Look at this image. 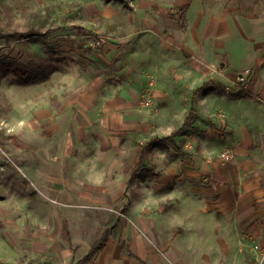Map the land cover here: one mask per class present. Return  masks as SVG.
<instances>
[{
    "label": "crops",
    "instance_id": "crops-1",
    "mask_svg": "<svg viewBox=\"0 0 264 264\" xmlns=\"http://www.w3.org/2000/svg\"><path fill=\"white\" fill-rule=\"evenodd\" d=\"M206 1L194 0L183 29L175 14H161L155 32L123 52L105 50L100 72L50 114L43 131L56 143L42 150L41 173L65 204L53 214L71 232L56 243L61 261L77 264L108 233L104 249L83 264H239L250 200L264 197V105L251 99L264 92V7L252 20ZM76 26L87 30L78 36L97 39ZM247 69L249 83L237 88ZM214 84L238 92L225 100L229 90ZM203 87L194 123L214 98L229 123L218 119L206 135L194 123L183 128ZM245 101L253 109L236 111ZM228 148L235 158L224 161Z\"/></svg>",
    "mask_w": 264,
    "mask_h": 264
},
{
    "label": "rangeland",
    "instance_id": "rangeland-1",
    "mask_svg": "<svg viewBox=\"0 0 264 264\" xmlns=\"http://www.w3.org/2000/svg\"><path fill=\"white\" fill-rule=\"evenodd\" d=\"M211 2L218 13L252 20L264 7V0ZM187 4L189 9L182 10ZM192 4L194 0H0V264H69L57 256L56 243L69 242L71 232L63 220L53 219L65 204L51 195L55 189L46 186L41 173L47 169L42 150L56 143V135L43 128L69 93L100 72L105 50H127L157 30L161 14H175L183 29ZM73 25L85 26L97 39L78 36L70 29ZM31 30L44 36H32ZM227 42L234 52L233 39ZM227 90L225 100L238 92ZM259 95L251 99L263 106L264 92ZM223 103L214 98L202 104L194 124L204 135L217 128L218 119L229 126ZM251 106L245 101L235 109ZM47 165L52 174L59 169L55 163ZM250 201L248 224L241 227L243 242H238L239 264H264V197Z\"/></svg>",
    "mask_w": 264,
    "mask_h": 264
},
{
    "label": "trees",
    "instance_id": "trees-1",
    "mask_svg": "<svg viewBox=\"0 0 264 264\" xmlns=\"http://www.w3.org/2000/svg\"><path fill=\"white\" fill-rule=\"evenodd\" d=\"M71 29L73 31H75L77 34H84V35L87 34L86 29L79 27V26H76V25L71 26ZM31 35L32 36H43V34H40L38 31H35V30H31ZM97 42H98V44H100L99 41H97ZM34 79H37V78H34ZM21 81L23 82V80H21ZM213 87H215L216 89H220L222 91H227V89L220 84H214ZM205 88L206 87H203V88L195 91L193 99H192L191 109H190L189 115L185 119V123H184L183 128H188L194 123V121L196 119V110H195L196 97L198 96L199 93L203 92ZM244 95H245V93L243 91H241L239 94L236 95V97H242ZM107 239H108V233H105L104 236L97 243L94 244V246L90 249L88 254L77 264H83V263L91 262L95 258V256L100 251H102L104 249V247L107 243Z\"/></svg>",
    "mask_w": 264,
    "mask_h": 264
},
{
    "label": "built area",
    "instance_id": "built-area-1",
    "mask_svg": "<svg viewBox=\"0 0 264 264\" xmlns=\"http://www.w3.org/2000/svg\"><path fill=\"white\" fill-rule=\"evenodd\" d=\"M251 75V69H247L239 73L236 78V87L238 88L240 87V85L246 86L249 83ZM147 101L150 102V98H147ZM221 158L224 161H231L235 158V151L233 149L228 148L221 153ZM262 255L264 256V252Z\"/></svg>",
    "mask_w": 264,
    "mask_h": 264
}]
</instances>
